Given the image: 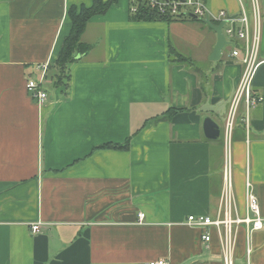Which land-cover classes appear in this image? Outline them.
Wrapping results in <instances>:
<instances>
[{
  "label": "crops",
  "instance_id": "1",
  "mask_svg": "<svg viewBox=\"0 0 264 264\" xmlns=\"http://www.w3.org/2000/svg\"><path fill=\"white\" fill-rule=\"evenodd\" d=\"M204 2L210 20L221 10L237 16L241 5L251 14L250 0ZM90 4L0 0V264H223L217 234L205 248L185 220L218 213L226 118L242 72L232 44L212 61L217 37L202 20H133L130 0H117L89 19L81 35L88 49L70 66L64 95L48 76L71 29L68 8ZM258 4L261 62L252 87L263 99L248 127L240 105L229 143L241 216L246 178L264 216V0ZM170 49L193 64L173 60ZM45 62L48 98L38 104L26 81ZM170 107L181 110L160 118ZM206 117L218 125L217 139L205 136ZM127 138L126 150L97 148ZM235 230L234 264H264V230L249 241L243 224Z\"/></svg>",
  "mask_w": 264,
  "mask_h": 264
},
{
  "label": "built area",
  "instance_id": "2",
  "mask_svg": "<svg viewBox=\"0 0 264 264\" xmlns=\"http://www.w3.org/2000/svg\"><path fill=\"white\" fill-rule=\"evenodd\" d=\"M138 1H142L160 12L175 15L179 12L181 5L183 11L196 18L204 19L210 15L206 9L204 0H131L130 12L136 13ZM251 1V14L241 5V11L237 16H231L221 10L214 17L216 21H225L222 27L226 40L232 44L231 56L237 58L242 64V72L233 94L225 125V157L222 171L223 187L220 194V204L216 216L210 215H188L185 223L190 227L201 231V243L208 248L215 232L219 238L223 254V264H234L233 250L235 244L236 230L238 225L246 227L247 241L253 231L264 230V216H262L258 199L251 189V183L245 181V214L238 213L233 190V166L230 150L231 130L241 104L244 105L243 123L248 127L249 110L259 104L263 97L257 94L252 87L253 77L260 64L259 47L261 42L262 20L258 0ZM48 63L37 66L38 77H30L26 81V88L31 97L42 104L47 100L46 72ZM139 219L143 214H138ZM31 231H40V223L31 225ZM247 254L250 248L247 246ZM147 264H168L166 260L149 261Z\"/></svg>",
  "mask_w": 264,
  "mask_h": 264
},
{
  "label": "trees",
  "instance_id": "3",
  "mask_svg": "<svg viewBox=\"0 0 264 264\" xmlns=\"http://www.w3.org/2000/svg\"><path fill=\"white\" fill-rule=\"evenodd\" d=\"M117 0H91L89 6L86 5H71L68 8V17L71 21V29L69 34L64 38L62 46L60 48L58 57L53 64L54 71L51 73L50 79H52L53 87L59 88L64 87V95L67 92L69 81H70V66L78 59L77 57L84 54L88 45L81 41V35L85 30V27L89 19L97 14L105 13L108 8L114 4ZM131 3V0H130ZM205 3V2H204ZM184 5H181L180 10L175 15H170L167 12H160L155 8H151L149 5L142 1H138V8L136 13L131 14L133 20L153 21V20H185V19H199L192 15H189L186 11H183ZM213 23L218 24L216 20H211ZM170 54L173 55L174 59L179 62H186L193 64L192 61L181 54L174 52L170 49ZM181 108L170 107L160 118L170 119L172 115L180 111ZM129 138L123 143H104L99 145L97 148L103 149H128Z\"/></svg>",
  "mask_w": 264,
  "mask_h": 264
},
{
  "label": "water",
  "instance_id": "4",
  "mask_svg": "<svg viewBox=\"0 0 264 264\" xmlns=\"http://www.w3.org/2000/svg\"><path fill=\"white\" fill-rule=\"evenodd\" d=\"M202 21L210 28H212L216 33L217 40L209 58L212 61L217 60L222 48L228 43L222 31V27L225 24V21H221L218 24H215L208 17H205L204 19H202ZM203 130L205 136L209 139H217L219 137L220 129L218 125L209 117H206L203 121Z\"/></svg>",
  "mask_w": 264,
  "mask_h": 264
}]
</instances>
